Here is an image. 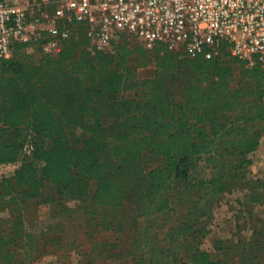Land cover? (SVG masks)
Returning a JSON list of instances; mask_svg holds the SVG:
<instances>
[{
	"label": "trees",
	"instance_id": "obj_1",
	"mask_svg": "<svg viewBox=\"0 0 264 264\" xmlns=\"http://www.w3.org/2000/svg\"><path fill=\"white\" fill-rule=\"evenodd\" d=\"M45 35L36 31L0 58V164H16L0 187L10 201L35 199L50 184L91 209L128 207L125 242H90L101 264H173L180 254L191 264H226L200 247L198 219L231 182L246 178L264 193V175L250 167L264 134L262 64L232 56L226 44L214 57H189L161 42L133 43L126 32L97 49L86 25L73 21L60 50L48 54ZM31 47L36 59L26 54ZM73 127L87 130L79 145L69 143ZM26 142L32 150L24 155ZM145 151L161 162L145 168ZM201 159L208 173L197 176ZM19 234L0 225V264H16L15 244L26 253L21 263L32 264L28 251L40 245ZM251 235L237 241L238 262L264 264V214Z\"/></svg>",
	"mask_w": 264,
	"mask_h": 264
},
{
	"label": "built area",
	"instance_id": "obj_2",
	"mask_svg": "<svg viewBox=\"0 0 264 264\" xmlns=\"http://www.w3.org/2000/svg\"><path fill=\"white\" fill-rule=\"evenodd\" d=\"M71 21L86 25L97 49L126 32L146 48L161 42L189 57H214L226 44L232 56L264 67V0H0V58L39 30L46 33L42 52L57 53ZM31 150L24 143L22 152ZM256 156L264 169V139Z\"/></svg>",
	"mask_w": 264,
	"mask_h": 264
},
{
	"label": "rangeland",
	"instance_id": "obj_3",
	"mask_svg": "<svg viewBox=\"0 0 264 264\" xmlns=\"http://www.w3.org/2000/svg\"><path fill=\"white\" fill-rule=\"evenodd\" d=\"M128 38L133 43H139L133 36ZM26 54L31 59H36L39 52L31 47L26 49ZM150 71L151 67L148 66L139 69L138 75L144 76ZM87 134L86 129L73 127L68 133L69 143L79 145L80 140ZM160 162V156L144 152L145 168H151ZM15 166L16 164L11 163L0 164V180L2 177L10 176ZM262 170L263 173L264 169ZM206 173L208 169L205 160L197 161L194 174L202 176ZM254 186L248 184L246 178L236 184L231 182L227 191L205 204L208 211L198 219V226L202 228L199 235L203 234L200 238V247L207 250L212 259H221L226 264H239L237 241L251 240V227L258 226L259 219L264 214V193ZM253 196L260 199L255 200ZM9 197L0 187V225L4 234L11 237L20 233L21 239H25L23 236L25 232L35 235L40 250L35 251L33 245L28 251L32 264H101L99 251H92L90 248L91 240L125 242L130 233L128 215L131 210L126 206L120 208L97 206L91 209L78 199L65 196L58 186L50 184H44L40 196L35 199L11 202ZM14 216H20V220L14 219ZM103 217L110 221L109 229L97 226ZM217 245L222 247L217 248ZM12 249L16 252V264H22L21 261L26 258L25 251L19 244L13 245ZM249 250L250 248L246 253ZM173 264L191 263L185 254H180L176 256Z\"/></svg>",
	"mask_w": 264,
	"mask_h": 264
},
{
	"label": "crops",
	"instance_id": "obj_4",
	"mask_svg": "<svg viewBox=\"0 0 264 264\" xmlns=\"http://www.w3.org/2000/svg\"><path fill=\"white\" fill-rule=\"evenodd\" d=\"M264 139V134L261 136V140H263ZM251 157H252V164H251V170H252V172L253 173H255V174H257V173H260V174H262V169H263V167H262V165L260 164V162L258 161V159H257V156L256 157H254L252 154H251Z\"/></svg>",
	"mask_w": 264,
	"mask_h": 264
}]
</instances>
